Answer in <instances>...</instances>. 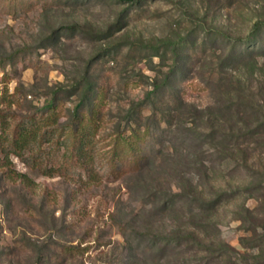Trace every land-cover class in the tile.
<instances>
[{
    "label": "rangeland",
    "instance_id": "rangeland-1",
    "mask_svg": "<svg viewBox=\"0 0 264 264\" xmlns=\"http://www.w3.org/2000/svg\"><path fill=\"white\" fill-rule=\"evenodd\" d=\"M257 21L264 0H0V264H264V55L212 72L217 29ZM91 105L82 162L64 128Z\"/></svg>",
    "mask_w": 264,
    "mask_h": 264
},
{
    "label": "trees",
    "instance_id": "trees-1",
    "mask_svg": "<svg viewBox=\"0 0 264 264\" xmlns=\"http://www.w3.org/2000/svg\"><path fill=\"white\" fill-rule=\"evenodd\" d=\"M129 1L133 2L138 0ZM263 28L264 21H257L254 24L252 34H250L246 38L239 37L236 40L232 38L230 34L222 31L221 29H217L216 32H219L222 37L230 41L233 39L236 43V48L229 52V54L220 61L217 67H215V69H212V72L218 77H225L227 74H229L228 71L232 73L235 70L239 69L242 65H247L248 63H250V61L251 65H253V63L256 62L257 57L264 55V51H262L261 48H258V42H254L257 40L258 34ZM179 44H175V46L172 48L174 52L177 51V47H179ZM239 46L244 47V50L239 52ZM1 65L2 64L0 63V66ZM92 105L90 106L88 113L83 112L81 109H78V111L75 110L73 121L67 124V126L64 128L68 129L69 136L71 137L72 141L71 146L74 148L78 159L82 162L90 161L91 152L89 148L93 147L91 138L92 132L87 129L88 122H93L94 118V109L92 108ZM58 107H61L60 103H55L54 100H52L47 106L49 113L42 115L41 119L18 123L10 132V136H6V141H4V143L7 149L9 151L19 153L25 148H31L32 144L37 142L38 131L41 130L43 125L56 123L57 117L59 115V112L57 110ZM261 127H263V124L261 123L256 127H247V130L244 131L242 136L251 137L256 133H259L261 131ZM133 134L135 136H138L136 131H133ZM122 140L123 142L128 144V148L129 150H131V153L136 154L137 146L134 143V140H130L126 137H123ZM144 158L145 157L141 156L140 159L136 160L135 165L140 166ZM19 175L24 176V174L21 173Z\"/></svg>",
    "mask_w": 264,
    "mask_h": 264
}]
</instances>
